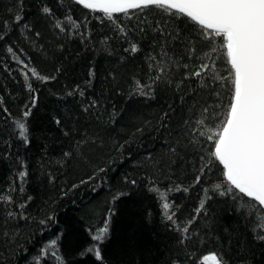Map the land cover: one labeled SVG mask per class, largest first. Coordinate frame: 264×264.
<instances>
[{
  "label": "trees",
  "instance_id": "obj_1",
  "mask_svg": "<svg viewBox=\"0 0 264 264\" xmlns=\"http://www.w3.org/2000/svg\"><path fill=\"white\" fill-rule=\"evenodd\" d=\"M22 5L0 0V264H57V258L64 264H200L213 251L227 264H264V242L254 239L249 210L240 207L252 202L212 187L223 183L222 165L211 162L201 182L194 181L200 157L208 163L212 150L201 133L218 129L231 84L190 72L211 56L218 77L229 76L220 39L213 52L187 18L155 8L109 21L75 0ZM44 6L51 15L42 13ZM18 12L27 28L14 23ZM161 28L182 38L170 42L164 58ZM131 42L139 44L138 53L125 51ZM33 68L48 79L32 76ZM137 82L149 95H140ZM205 107L210 118L202 127L196 120ZM16 121L26 123L27 143ZM165 190L175 223L164 215ZM201 200L205 207L197 214ZM189 221L181 243L177 225ZM105 223L109 231L98 243L92 237ZM94 246L102 261L87 251Z\"/></svg>",
  "mask_w": 264,
  "mask_h": 264
},
{
  "label": "snow or ice",
  "instance_id": "obj_2",
  "mask_svg": "<svg viewBox=\"0 0 264 264\" xmlns=\"http://www.w3.org/2000/svg\"><path fill=\"white\" fill-rule=\"evenodd\" d=\"M18 5L22 9V0H17ZM77 5L82 6L85 10L92 13H100L109 21L114 20V14H123L131 18V14L135 12H144L147 9L155 8L161 10L168 16L177 18H187L191 24L196 27L203 38L208 41L212 47V51L216 52L217 46L214 41L220 39L218 46L222 51L227 63L229 76L227 78L218 77L215 68V62L211 56H207L211 63L201 62L199 70L191 71L190 76L202 78L210 75L212 81L221 80L230 82V98L228 106L224 112L223 119L217 130L209 129L206 139L212 142V150L208 153L209 161L204 162V157H200V166L197 169V175L194 178L196 184L201 182V178L205 175V169L210 163L215 161L222 165L220 175L223 183H216L212 187L219 192L220 196H231L236 199L238 194L241 198H247L251 204L242 203L241 208H247L248 215L252 217L254 239L264 242V0H75ZM45 15H51L52 9L44 6L41 9ZM14 23L22 24L27 28L24 22L22 12H18L12 17ZM71 21V17H68ZM7 27V22L4 24ZM77 27L79 25H76ZM56 27L62 31L61 22L57 21ZM143 31V29H140ZM119 31L127 38V32L124 28ZM159 31V56L168 57L167 48L171 41L181 40L178 33L170 32L166 28ZM36 35H39L37 33ZM3 37L0 36V39ZM138 43L131 42L130 47L125 51L135 54L140 51ZM12 52L11 47L8 48ZM188 51L194 52L193 48ZM155 60L156 57H150ZM169 59H171L169 57ZM22 62V61H21ZM157 63H160L158 61ZM188 67L187 64L184 65ZM159 72H164V67L159 68ZM31 75L41 80H47V77H41L36 69L31 70ZM27 76V74H26ZM155 80L161 79L157 75ZM202 87L205 85L202 84ZM31 85H29V88ZM144 85L137 82V88L140 95H149L144 91ZM147 87H150L147 86ZM72 95V93H69ZM80 95H83L81 92ZM34 106V104H33ZM91 107H96L95 101L91 102ZM6 111V110H5ZM88 111V107L84 108ZM209 109L205 107L200 118L196 120V124L204 127L206 120L210 118ZM25 117L30 115L29 111L24 112ZM56 124H61L57 119ZM188 124V121H185ZM19 129V135L23 140L28 142V128L23 121H16ZM68 133H65L67 135ZM197 142L198 141H193ZM79 144V142H77ZM172 154H177L176 147H170ZM65 156L71 155L65 152ZM103 171V169H101ZM20 179L27 176L26 171L19 174ZM83 183V181H82ZM132 183H135L133 180ZM177 191L181 189L176 188ZM187 191L188 189H183ZM159 191V189H157ZM167 191L162 194V207L164 215L168 221L175 223V209L171 202L167 200ZM207 197L208 189H205ZM6 202H11V197H4ZM24 205H21L23 208ZM205 207V201L201 200L197 214ZM41 223H44L42 221ZM188 225H177V231L181 232V243L188 238ZM109 231L108 224L97 229L92 239L98 243H102ZM51 245L56 246V241L52 240ZM45 254L47 249L42 250ZM88 252H94L97 260L102 261L103 257L99 247L94 246L87 249ZM53 257H57L55 251L52 252ZM227 264L222 254L210 252L202 256L200 264ZM57 264H64L62 258H57ZM173 264H179V261H173Z\"/></svg>",
  "mask_w": 264,
  "mask_h": 264
},
{
  "label": "rangeland",
  "instance_id": "obj_3",
  "mask_svg": "<svg viewBox=\"0 0 264 264\" xmlns=\"http://www.w3.org/2000/svg\"><path fill=\"white\" fill-rule=\"evenodd\" d=\"M208 263H209V264H212V262H211V261H209Z\"/></svg>",
  "mask_w": 264,
  "mask_h": 264
}]
</instances>
